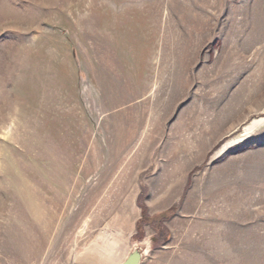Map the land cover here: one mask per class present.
<instances>
[{
  "label": "rangeland",
  "instance_id": "obj_1",
  "mask_svg": "<svg viewBox=\"0 0 264 264\" xmlns=\"http://www.w3.org/2000/svg\"><path fill=\"white\" fill-rule=\"evenodd\" d=\"M136 246L264 264V0H0V264Z\"/></svg>",
  "mask_w": 264,
  "mask_h": 264
},
{
  "label": "water",
  "instance_id": "obj_2",
  "mask_svg": "<svg viewBox=\"0 0 264 264\" xmlns=\"http://www.w3.org/2000/svg\"><path fill=\"white\" fill-rule=\"evenodd\" d=\"M142 261V252L141 249L136 246L132 250V252L126 257L125 260L120 262L119 264H140Z\"/></svg>",
  "mask_w": 264,
  "mask_h": 264
},
{
  "label": "crops",
  "instance_id": "obj_3",
  "mask_svg": "<svg viewBox=\"0 0 264 264\" xmlns=\"http://www.w3.org/2000/svg\"><path fill=\"white\" fill-rule=\"evenodd\" d=\"M159 204H160V206H159V209L157 208L158 210H163V208L166 207V205H165V206L163 205L162 201H160ZM139 218H140V216H138V217L135 219L132 228L130 227V229H132L131 232H130L131 235H134V234L137 232Z\"/></svg>",
  "mask_w": 264,
  "mask_h": 264
}]
</instances>
